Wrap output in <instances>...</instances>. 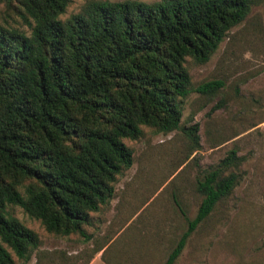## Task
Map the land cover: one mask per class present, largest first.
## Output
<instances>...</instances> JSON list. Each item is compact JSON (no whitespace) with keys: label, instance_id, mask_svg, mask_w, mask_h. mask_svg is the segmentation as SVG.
Wrapping results in <instances>:
<instances>
[{"label":"trees","instance_id":"16d2710c","mask_svg":"<svg viewBox=\"0 0 264 264\" xmlns=\"http://www.w3.org/2000/svg\"><path fill=\"white\" fill-rule=\"evenodd\" d=\"M71 2L0 0L30 30L0 24V264H13L7 248L27 262L41 245L12 207L55 237L88 241L91 214L109 205L133 164L124 140H140L143 127L163 135L180 129L183 101L223 86L194 88L186 59L206 64L251 7L264 4L86 0L62 20ZM183 130L198 147L197 125ZM234 164L232 151L197 183V215L165 264L175 263L189 235L231 195L238 177L223 173Z\"/></svg>","mask_w":264,"mask_h":264},{"label":"rangeland","instance_id":"374dc122","mask_svg":"<svg viewBox=\"0 0 264 264\" xmlns=\"http://www.w3.org/2000/svg\"><path fill=\"white\" fill-rule=\"evenodd\" d=\"M123 2L126 0H103ZM153 3L159 0H136ZM86 0H72L62 20L79 13ZM0 24L30 30L0 4ZM194 88L220 81L214 94L191 93L183 101L181 128L168 135L143 127L131 168L118 177L109 205L92 213L88 241L47 233L19 207L10 214L41 241L27 262L13 264H165L187 231L203 197L197 183L235 152L238 183L189 235L174 264H264V4L255 3L204 65L186 59ZM197 125L199 145L183 128ZM183 211V215L182 212ZM106 246L107 249L95 252Z\"/></svg>","mask_w":264,"mask_h":264}]
</instances>
